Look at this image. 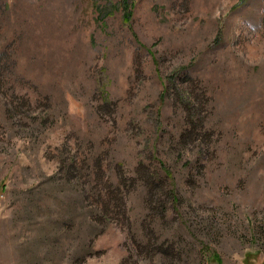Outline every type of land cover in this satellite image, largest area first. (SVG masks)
Instances as JSON below:
<instances>
[{
  "label": "rangeland",
  "instance_id": "374dc122",
  "mask_svg": "<svg viewBox=\"0 0 264 264\" xmlns=\"http://www.w3.org/2000/svg\"><path fill=\"white\" fill-rule=\"evenodd\" d=\"M0 0V264H264V0Z\"/></svg>",
  "mask_w": 264,
  "mask_h": 264
},
{
  "label": "trees",
  "instance_id": "16d2710c",
  "mask_svg": "<svg viewBox=\"0 0 264 264\" xmlns=\"http://www.w3.org/2000/svg\"><path fill=\"white\" fill-rule=\"evenodd\" d=\"M130 2L129 0H121V8H123V12H124V21L129 20L132 14V10L130 8Z\"/></svg>",
  "mask_w": 264,
  "mask_h": 264
}]
</instances>
